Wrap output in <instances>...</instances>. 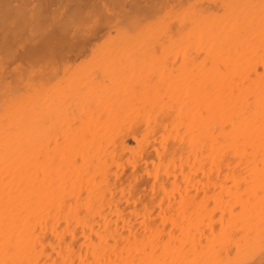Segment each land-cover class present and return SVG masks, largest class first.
Segmentation results:
<instances>
[{
	"label": "bare ground",
	"instance_id": "1",
	"mask_svg": "<svg viewBox=\"0 0 264 264\" xmlns=\"http://www.w3.org/2000/svg\"><path fill=\"white\" fill-rule=\"evenodd\" d=\"M125 1L0 0V264H264V0Z\"/></svg>",
	"mask_w": 264,
	"mask_h": 264
},
{
	"label": "rangeland",
	"instance_id": "2",
	"mask_svg": "<svg viewBox=\"0 0 264 264\" xmlns=\"http://www.w3.org/2000/svg\"><path fill=\"white\" fill-rule=\"evenodd\" d=\"M129 1V0H128ZM128 1L126 0L125 1V3H124V5L126 6V7H128ZM141 2H145V1H147V0H140ZM139 2V1H138ZM140 5V4H139ZM140 6H142V5H140ZM139 6V7H140ZM129 137H127V139H128ZM128 140H130L131 142H132V138H129ZM146 147H147V149L149 150V151H147V149H146ZM146 149V150H145ZM143 152L145 153V154H150L151 153V151H152V149L150 148V146L148 147V145H145V147H143ZM140 161L138 160V162H137V167H135V168H137V169H135V168H133L134 166H130V165H128V164H125L119 171H118V174L116 175H113V179H114V182L116 183V184H118V185H121V186H125L126 188H128L129 189V193H128V195H126V198H124V200L123 199H120V200H118V206L119 205H121L122 204V201L124 202L123 204H125V205H121L120 207H118L120 210H121V208L123 209V207H125V212H128L129 211V206H131L133 203H136L137 205L138 204H140L139 206L140 207H143L144 206V204H146V203H150V207H152V206H155V204H153V203H151L152 201H153V199L154 200H156V199H158V198H155L154 197V195H152L150 192L152 191V193L154 192V194H155V192H156V189L155 188H153V183L151 182L152 180L149 178V177H147V176H145L144 174H141L140 172L139 173H137V175H136V171H138V170H140L139 169V167H141L142 166V161L139 163ZM139 163V164H138ZM139 165V166H138ZM126 167H128V170H131V171H135V172H131V171H127V169H126ZM125 170V171H124ZM122 171L124 172V173H122ZM126 171H127V173H129V174H127L126 173ZM132 173H133V175H135V176H137L136 178H135V176H133L132 175ZM135 173V174H134ZM127 174V175H126ZM130 175H131V177H130ZM143 176L144 177H146V179H149V182H145V178L143 179ZM122 177V178H121ZM118 178V179H117ZM127 178H129V179H127ZM132 178H134V179H136L137 181H135L134 179H132ZM138 178H139V180H138ZM126 179V180H125ZM119 180L121 181V182H119ZM127 180H129V181H127ZM141 180H143L144 181V183H146V184H144L143 183V181L141 182ZM118 181V182H117ZM133 181V182H132ZM125 182V183H124ZM129 182V183H128ZM140 182V183H139ZM121 183V184H120ZM140 184L139 185V188H137V184ZM152 183V184H151ZM135 185V186H134ZM149 185H151L150 187H149ZM143 188L142 189V191H140V188L141 187ZM146 188V189H145ZM137 189H138V192H139V195H140V198L141 199H139V196L138 197H136L138 194L136 193L137 192ZM155 189V190H154ZM145 190V191H144ZM148 192H149V194L151 195V197L148 195ZM132 193V194H131ZM140 193H142V194H140ZM135 194H137V195H135ZM157 194V193H156ZM135 195V196H134ZM146 195H148V196H146ZM147 198H149V201H147L146 202V200H145V198L146 197ZM156 197H158V195L156 196ZM128 198V199H127ZM144 200H143V199ZM153 198V199H152ZM133 199V200H132ZM132 200V201H131ZM140 200H141V202H140ZM152 200V201H151ZM131 201V204L130 205H127L126 203H128L129 204V202ZM142 201H145V202H142ZM157 201V200H156ZM156 201H153V202H155L156 203ZM142 204V205H141ZM127 205V206H126ZM128 208V209H127ZM153 208V207H152ZM123 210H121V212L123 211ZM123 211V212H124Z\"/></svg>",
	"mask_w": 264,
	"mask_h": 264
}]
</instances>
